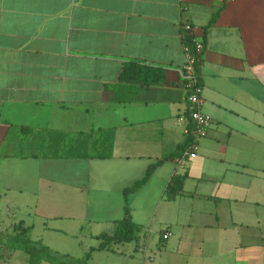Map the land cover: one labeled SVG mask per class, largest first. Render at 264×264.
Instances as JSON below:
<instances>
[{"label":"crops","instance_id":"1","mask_svg":"<svg viewBox=\"0 0 264 264\" xmlns=\"http://www.w3.org/2000/svg\"><path fill=\"white\" fill-rule=\"evenodd\" d=\"M186 24L205 42L198 74L212 126L198 158L165 160L131 195L140 231L125 243L137 242L135 264H264V0H0V153L18 150L0 159L53 131L92 135L93 155L112 130V158L77 160L118 176L125 216L124 190L187 140ZM130 63L164 81H125Z\"/></svg>","mask_w":264,"mask_h":264},{"label":"rangeland","instance_id":"2","mask_svg":"<svg viewBox=\"0 0 264 264\" xmlns=\"http://www.w3.org/2000/svg\"><path fill=\"white\" fill-rule=\"evenodd\" d=\"M24 140L22 146H28L21 158L0 159V264H30L27 241L48 248L40 264H84L92 249L99 248V237L113 235L124 217L117 213L118 196L113 191L118 176L107 178L100 161L39 158L32 155L41 144L38 136ZM17 151L5 145L0 155ZM136 243L94 251L87 264H135L139 255L129 251Z\"/></svg>","mask_w":264,"mask_h":264},{"label":"trees","instance_id":"3","mask_svg":"<svg viewBox=\"0 0 264 264\" xmlns=\"http://www.w3.org/2000/svg\"><path fill=\"white\" fill-rule=\"evenodd\" d=\"M123 78L127 82H141L144 84H160L164 81V74L159 69L143 68L136 63H130L126 65L123 72ZM116 101H120L119 97H116ZM41 139V156L46 159H110L114 152L115 132L112 130L103 131L97 140L93 142L94 154H90V144L92 135L80 133L75 136L62 131L48 132L47 135H40ZM189 141L186 140L182 145L178 147L175 153L166 157L153 165H151L145 177L136 182L132 187L124 190L125 196V216L117 223L116 231L113 235L109 236L102 234L99 239H104L98 249H92V251L84 259V264L90 261L92 258V252L104 249H110L111 245L122 244L137 239V233L140 231L139 227L133 222L131 209L129 206V196L136 193L141 189L151 178L155 170L162 165L165 160L176 159L183 155L188 150ZM185 176L174 177L170 191L173 193L180 192L184 184ZM26 248L30 255V264H40L43 250H48L46 246L38 248L32 242H26ZM54 257V256H53ZM50 261L56 262L57 260L50 257ZM86 262V263H85Z\"/></svg>","mask_w":264,"mask_h":264},{"label":"built area","instance_id":"4","mask_svg":"<svg viewBox=\"0 0 264 264\" xmlns=\"http://www.w3.org/2000/svg\"><path fill=\"white\" fill-rule=\"evenodd\" d=\"M181 37L185 41L184 53L186 64L180 71V76L186 89V112L179 121L186 126V136L189 141L188 150L175 160L179 165L199 156L200 143L209 135L212 126L211 117L205 111L204 88L198 74L202 58L205 54V42L196 35V28L190 24L181 27ZM170 234H165L168 239Z\"/></svg>","mask_w":264,"mask_h":264}]
</instances>
